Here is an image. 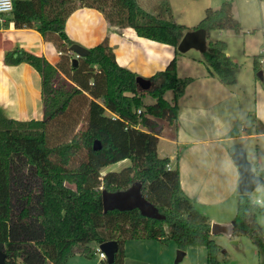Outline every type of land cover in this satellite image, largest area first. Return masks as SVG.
Instances as JSON below:
<instances>
[{
	"label": "trees",
	"instance_id": "1",
	"mask_svg": "<svg viewBox=\"0 0 264 264\" xmlns=\"http://www.w3.org/2000/svg\"><path fill=\"white\" fill-rule=\"evenodd\" d=\"M84 8L103 12L113 26L176 49L186 33L182 25L145 11L138 0H14L9 21L17 29L39 32L62 60L54 66L25 51L6 57L7 63L26 62L40 74L44 116L19 122L0 110V250L5 264H68L79 244L108 241L119 245L114 264H123L127 240L174 243L181 251L205 246L208 264H220L223 248L213 240L209 217L183 192L179 167L171 168L170 158L158 153L163 132L158 120L178 121V100L191 79L179 78L172 60L152 78L161 83L150 91L155 103L147 105L146 91L137 88L138 76L118 65L107 42L89 48L85 58L71 52L74 42L66 23ZM195 29L243 30L230 3L208 9ZM207 46L203 62L209 73L233 85L240 66L227 55L228 45L216 40ZM168 91L174 93L171 101L165 98ZM126 159L132 162L129 168L103 176L107 165ZM256 171L262 172L258 164ZM137 183L164 216L161 220L138 210L104 213L103 191H125ZM236 211L234 236L251 237L264 252V231L257 222L264 210L251 196L240 195Z\"/></svg>",
	"mask_w": 264,
	"mask_h": 264
},
{
	"label": "crops",
	"instance_id": "2",
	"mask_svg": "<svg viewBox=\"0 0 264 264\" xmlns=\"http://www.w3.org/2000/svg\"><path fill=\"white\" fill-rule=\"evenodd\" d=\"M225 3L232 4L234 16L243 28L241 33L218 30L223 38L221 41L228 45L227 55L240 66L233 85L211 75L203 60L184 55L179 61L178 48L139 37L131 28L110 25L104 15L94 9L75 11L67 20L66 31L74 44L87 49L109 36V46L114 50L118 65L147 79L149 84L150 79L176 60L178 77L191 81L178 100V121L170 125L172 130L167 135L162 133L160 136L158 148L162 143L166 145L161 146L158 153L166 151L161 157L170 158L171 168L179 167L183 192L199 205L202 212L228 207L221 222L233 223L237 208L232 210V202L237 198L239 201L240 196L237 193L240 174L233 162L235 150L244 149L253 169L256 171L258 164L264 171V0H223L218 8L209 5L205 14L208 9H219ZM88 15H95L98 21L91 29L95 30L94 34L98 33L93 41L85 33ZM10 17L11 14L0 17V110L10 120H42L40 74L26 62L9 64L6 57L11 52L25 51L45 57L56 66L62 55L39 32L15 28ZM201 20L190 27V31H195ZM181 66L183 76L179 75ZM258 192L264 195V186L255 189L251 195L254 203L264 210V201L254 197ZM207 216L211 223L217 220L210 213ZM262 218L264 215L258 216L257 222L264 231ZM232 239H229L230 244L236 245ZM186 249L177 264H208L209 253L205 246ZM124 251L123 264H168L166 261L147 262L137 252L131 255L126 245ZM256 255L261 264L264 256L261 258V252L256 250L246 264H255ZM220 264L228 263L224 260ZM233 264L245 263L237 260Z\"/></svg>",
	"mask_w": 264,
	"mask_h": 264
},
{
	"label": "rangeland",
	"instance_id": "3",
	"mask_svg": "<svg viewBox=\"0 0 264 264\" xmlns=\"http://www.w3.org/2000/svg\"><path fill=\"white\" fill-rule=\"evenodd\" d=\"M222 1L223 0H138L140 6L145 11H148L155 17L157 18L159 17L165 21H168L169 23L182 25L184 28H186V33L192 30L189 29L190 27L195 26L198 23V21H200L204 17L205 9L209 7V5L214 4L215 8H218ZM101 14H103V12ZM94 16L95 15H88L87 20L85 22L87 24V28L85 31L86 36L90 37L92 41L95 40L96 37H98V33L94 34L95 30H91L98 22ZM107 37L104 38L101 43L107 42L109 44V38ZM222 39L223 38L219 36L218 30H213L209 33L208 41H216ZM184 55H187V57L190 59L195 57L201 60L205 59V53H201L198 50H191L186 54H182V53L178 54V60L182 61L183 59L182 57H184ZM184 74L185 73L183 67L181 66L179 70V75L183 76ZM160 83H161V79L159 80L150 79L151 85L148 91L146 90V93L143 97L144 103H146L147 105H152L155 103L154 102L155 100L151 96L150 91L158 88ZM173 97H174V93L172 91H168L165 94V98L169 101H171ZM82 114L84 116L86 115V109L82 111ZM158 121L161 122L163 126L164 129V132H162L164 133L163 135H167L170 132L169 130H172V127L170 126L171 124L165 120H158ZM82 126L83 123L80 124L79 129H81ZM165 145H166L165 143L161 144V146H165ZM161 146L160 148H158V151L159 149H161ZM166 153H167L166 151L161 152V154L159 155L161 157L163 155H166ZM249 155L250 157L252 156L250 152ZM131 165H132L131 160L126 159L117 164L107 165L104 169H102V174L103 176L106 175L107 173L119 174L123 172L125 169L129 168ZM254 197L255 199L259 197L264 201V195H262L261 192L255 194ZM237 206H238V198L236 199V201L232 202V210L234 208L236 209ZM223 208H218L217 210H209V211L207 210V213L205 212L204 214L209 215L210 213V215H213L217 219L216 221H212V223L213 222L222 223L221 220H223L222 218L225 217L224 213H226L227 212L226 210H228V207L226 208V210ZM235 219L236 216L234 220ZM260 221H264V219L262 218V220ZM166 231L169 232L168 226L166 227ZM213 240H215L216 243L220 244L221 247L223 248L219 254V261L222 262L226 260L228 264H233V262L237 260L246 264L247 261H249L253 257L255 250L261 252L260 247H258L257 244L254 243V241L251 239V237L247 235L234 236V239L232 240L236 242V245H231L229 239L224 237H213ZM125 245L127 247V251H129L131 255L133 254V252H137L140 254V257L146 260L147 262L166 261V263L168 264H177L176 261L178 258L179 250L174 249L176 247L174 243L161 244L160 242L153 240H140V241L127 240ZM99 247L100 245L95 242L79 244L74 248L75 255L71 257L68 263L69 264H107L105 260L100 258ZM224 252L226 253L223 255ZM263 256L264 254L263 252H261V258H263ZM258 259L259 257L256 255L255 264H259Z\"/></svg>",
	"mask_w": 264,
	"mask_h": 264
},
{
	"label": "water",
	"instance_id": "4",
	"mask_svg": "<svg viewBox=\"0 0 264 264\" xmlns=\"http://www.w3.org/2000/svg\"><path fill=\"white\" fill-rule=\"evenodd\" d=\"M208 32L205 29H196L195 31L187 32L178 44V51L186 54L191 50H198L201 53H206ZM71 52L77 55V58H85L89 55L90 50L83 48L78 44H73ZM77 62V59H75ZM262 75V73H260ZM137 88L139 91H146L150 88L149 81L143 77L136 79ZM99 145L96 142V148ZM233 162L239 170L240 178L238 181L237 193L239 195L251 196L254 190L260 186H264V171L256 172L249 161L247 152L242 148H237L233 154ZM103 206L104 213L108 211H131L138 210L142 216L161 220L164 216L158 213L156 207L150 203L145 195L142 194V185L134 184L125 191L109 192L103 191ZM235 223H211V235H218L232 239L235 233ZM100 251L106 254L107 264H114L118 254L119 245L116 241H108L100 244ZM184 251L178 252L177 262L181 261ZM6 263V254L0 250V264Z\"/></svg>",
	"mask_w": 264,
	"mask_h": 264
},
{
	"label": "built area",
	"instance_id": "5",
	"mask_svg": "<svg viewBox=\"0 0 264 264\" xmlns=\"http://www.w3.org/2000/svg\"><path fill=\"white\" fill-rule=\"evenodd\" d=\"M14 8V0H0V17L10 15ZM264 78V77H263ZM139 114L141 111L138 112ZM100 258L107 260L106 254L100 251Z\"/></svg>",
	"mask_w": 264,
	"mask_h": 264
}]
</instances>
